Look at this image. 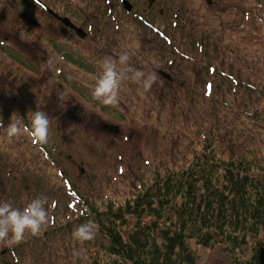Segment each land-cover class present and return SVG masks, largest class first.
Instances as JSON below:
<instances>
[{"label":"rangeland","instance_id":"rangeland-1","mask_svg":"<svg viewBox=\"0 0 264 264\" xmlns=\"http://www.w3.org/2000/svg\"><path fill=\"white\" fill-rule=\"evenodd\" d=\"M41 1L82 27L87 37L60 39L56 49L48 42L56 39L49 26L58 24L41 7L31 0H0V22L8 24L4 34L12 32L10 39L29 54L32 68H39L21 65L2 47L0 79L8 77L40 95L38 104L24 97L25 114L15 113L19 104L13 101V114L2 120L7 127L13 116L24 131L10 140L0 129V203L23 209L43 195L49 214L42 235H27L13 249L0 245V264H92L105 258L97 233L82 245L72 238L74 228L84 224L75 221L83 209L75 193L98 204L111 201L117 209L155 171L183 168L205 145L218 158L264 164V24L257 23L264 18V0H126L130 11L121 0ZM156 30L170 38L172 47ZM122 49L135 52L136 68H156L170 81L158 76L148 92L124 81L119 107L104 106L92 98L88 85L99 75L100 61ZM49 57L56 58L55 70H49ZM63 88L75 96L59 100L57 90ZM11 105L0 95V110ZM35 111L50 120L45 145L60 134L62 150L51 158L31 137ZM60 170L66 172L68 188L59 183ZM135 222L129 216L123 232ZM259 242L249 237L235 252L222 242L208 248L190 243V248L198 256L196 264H245L264 238ZM74 249L83 254L74 256Z\"/></svg>","mask_w":264,"mask_h":264},{"label":"trees","instance_id":"trees-1","mask_svg":"<svg viewBox=\"0 0 264 264\" xmlns=\"http://www.w3.org/2000/svg\"><path fill=\"white\" fill-rule=\"evenodd\" d=\"M3 25L0 22V39L12 44L7 47L12 53H8L32 68L29 54L9 41L12 32L4 36ZM38 93L34 90L33 104H38ZM59 135L51 146H39L50 158L55 150H62ZM58 174L63 177L59 183L68 188L66 172ZM140 189L117 209L111 201L98 204L75 193L83 207L75 221H92L103 240L100 247L105 258H95L92 264H196L198 256L190 243L208 248L222 242L235 252L242 251L249 237L260 238V242L264 238V164L218 158L205 145L203 153L195 154L186 166L155 171ZM129 216L136 222L124 233ZM257 252L258 246L245 264H258Z\"/></svg>","mask_w":264,"mask_h":264},{"label":"clouds","instance_id":"clouds-1","mask_svg":"<svg viewBox=\"0 0 264 264\" xmlns=\"http://www.w3.org/2000/svg\"><path fill=\"white\" fill-rule=\"evenodd\" d=\"M40 6V0H35ZM257 23L264 24V18H257ZM133 50L122 49L113 56L104 57L99 65V75L95 81L88 85L92 98L104 106L119 107L121 103L120 92L122 82L128 81L135 84L145 92L150 91L158 83L156 68L151 71L138 69L133 64ZM56 58H48L49 70H55ZM74 95L66 88L57 90L59 100ZM75 96V95H74ZM82 103V102H81ZM30 134L34 142L45 144L48 141L50 120L43 111H35L30 117ZM0 128L6 131L8 138L19 137L24 131L21 122L11 118V123L3 127L0 119ZM48 203L47 196H37L32 199L23 209L14 207L11 203H0V245L13 249L25 241L27 235L38 237L42 235V229L49 225V214L45 207ZM96 236V225L89 221L80 224L72 232L73 240L79 244L92 241ZM83 249L73 250L74 256H81Z\"/></svg>","mask_w":264,"mask_h":264},{"label":"flooded vegetation","instance_id":"flooded-vegetation-1","mask_svg":"<svg viewBox=\"0 0 264 264\" xmlns=\"http://www.w3.org/2000/svg\"><path fill=\"white\" fill-rule=\"evenodd\" d=\"M31 1H33L34 3H35V0H31ZM44 4V2H42L41 0H40V6L39 7H41L43 10L42 11H45L49 16H51V18L55 21V23H57L58 24V27H55V26H53V24L52 25H50L49 26V30L51 31V33L53 34V35H56V39L54 40H52V39H50V40H48V42L49 43H53L54 45H55V47H56V49H58V47H59V45H60V39H62V40H69V38H71V37H74V38H76V39H80V40H84L86 37H87V31H85L82 27V30H83V32H84V35L83 36H80L79 34H77V32L75 31V30H73L70 26H66L60 19H59V17L60 16H54L53 15V12H51L50 11V9H49V7L48 6H46V5H43ZM36 4V3H35ZM37 5V4H36ZM38 6V5H37ZM1 18V17H0ZM60 18H62V16L60 17ZM21 19L22 20H24V21H26L28 24H30L31 26H37L38 25V21L37 20H35L34 18H31L30 16H28V15H26V14H21ZM69 20H71L70 18H69ZM35 21L37 22V23H35ZM71 22H72V24L74 25V26H76V27H80L78 24H75L72 20H71ZM35 23V24H34ZM8 24H6V23H4V25H3V28H5L6 26H7ZM43 27V26H42ZM56 33V34H55ZM1 34V33H0ZM7 34L5 33L4 34V36H6ZM1 36V35H0ZM162 36L163 37H166V40H167V43H168V47H172V42H171V40H170V38H167V36H165L164 34H162ZM45 38H47V37H45ZM9 41H11L12 42V39H10ZM0 48H2V47H10L11 48V46L6 42V41H2L1 39H0ZM4 50L6 51V52H8V50H6L5 48H4ZM22 50V49H21ZM25 53H27L25 50H23ZM33 51H35V50H33ZM75 54H78L77 52L75 53ZM60 57H62V59H64V57L63 56H60ZM73 60V59H72ZM76 64V63H75ZM80 66L82 67V65L80 64ZM83 68V67H82ZM57 72V74L59 75L60 73H61V70H58V71H56ZM157 72H158V76H161V77H163V78H165L166 80H168V81H170V79H168V78H166V77H164L163 75H161L159 72H163V71H161V70H157ZM164 74H167V73H165V72H163ZM56 77H58V76H56ZM4 79V81L5 82H3V83H0V95L4 98V99H6V100H8V101H10V102H12V105L11 106H4L1 110H0V117H4V116H10V115H12L13 114V112H12V107L14 106L13 105V101H16V103L17 104H19V105H17V107L16 108H14L15 109V113L17 114L18 113V111H20V113L21 114H25L26 112L22 109V106L24 107V97H26V100L27 101H29V100H32V99H34V90H33V88H26V87H19L18 85H16L15 84V82H9V78L8 77H2L0 80H3ZM27 84V83H26ZM75 85H76V87L77 88H80L81 86L79 85V84H77V83H75ZM28 90V91H27ZM20 102V103H19Z\"/></svg>","mask_w":264,"mask_h":264},{"label":"water","instance_id":"water-1","mask_svg":"<svg viewBox=\"0 0 264 264\" xmlns=\"http://www.w3.org/2000/svg\"><path fill=\"white\" fill-rule=\"evenodd\" d=\"M124 8L126 10H130L131 9V5L126 1H122ZM211 2V0H208V3ZM66 26H70L73 30H75L77 32V34H79L80 36L84 35V32L82 31V29L75 27L68 18H59ZM35 23H37L35 21ZM34 23V24H35ZM161 75H163L164 77L170 79V76L167 74H164L163 72H159ZM257 261L259 264H264V245L259 247L258 253H257Z\"/></svg>","mask_w":264,"mask_h":264},{"label":"bare ground","instance_id":"bare-ground-1","mask_svg":"<svg viewBox=\"0 0 264 264\" xmlns=\"http://www.w3.org/2000/svg\"><path fill=\"white\" fill-rule=\"evenodd\" d=\"M97 71H98V69H97ZM97 73H99V72H97ZM92 75V74H91ZM91 79V78H90Z\"/></svg>","mask_w":264,"mask_h":264}]
</instances>
